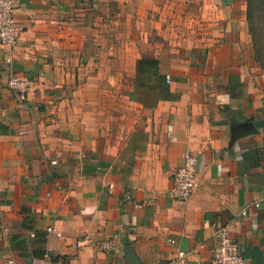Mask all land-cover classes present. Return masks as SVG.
I'll use <instances>...</instances> for the list:
<instances>
[{
	"label": "crops",
	"instance_id": "0c3cea01",
	"mask_svg": "<svg viewBox=\"0 0 264 264\" xmlns=\"http://www.w3.org/2000/svg\"><path fill=\"white\" fill-rule=\"evenodd\" d=\"M220 1L208 37L153 54L170 76L164 99L136 85L153 0H15L20 44L0 43V264H41L43 251L67 264H183L180 252L210 264L218 228L245 207L234 236L264 264L259 65L245 5ZM13 75L31 81L24 101ZM245 123L258 132L232 143ZM187 152L198 187L181 201L170 189Z\"/></svg>",
	"mask_w": 264,
	"mask_h": 264
},
{
	"label": "built area",
	"instance_id": "2783aa9c",
	"mask_svg": "<svg viewBox=\"0 0 264 264\" xmlns=\"http://www.w3.org/2000/svg\"><path fill=\"white\" fill-rule=\"evenodd\" d=\"M15 0H0V43L3 46L16 47L21 41V27L14 18ZM11 59L7 58V62ZM167 82H170V76L167 75ZM31 81L17 75H13L8 80V87L18 93L21 100L27 98V94L31 89ZM197 155L187 152L184 155V162L174 172V184L170 189L172 196L178 200L185 201L189 199L198 187L197 179ZM258 206V204H255ZM249 213L248 208H243L237 216H233L225 224L221 225L217 230L219 245L215 250L210 264H249L245 257L241 244L234 236L235 229L241 218ZM48 233H56L58 236L62 234L57 231L55 226H48ZM35 234H33L34 236ZM85 240L90 241V237L86 236ZM82 242H78L81 246ZM100 249L113 250L115 243L112 240H105L99 244ZM179 259L186 264V254L179 253ZM41 264H67L65 261L53 257L46 252L42 258ZM172 264V262L164 263Z\"/></svg>",
	"mask_w": 264,
	"mask_h": 264
},
{
	"label": "rangeland",
	"instance_id": "374dc122",
	"mask_svg": "<svg viewBox=\"0 0 264 264\" xmlns=\"http://www.w3.org/2000/svg\"><path fill=\"white\" fill-rule=\"evenodd\" d=\"M245 5L246 0H238ZM113 2V1H110ZM147 18L146 39L151 43V56L155 52L170 51V42L174 38H187L189 44L195 43L199 36L208 37L213 26L221 25L220 14L224 4L220 0H153ZM106 1L105 7L113 8ZM248 26V24H247ZM168 30V31H167ZM147 47V55L149 47ZM149 56V55H148ZM254 83L264 97V70L260 66L253 71Z\"/></svg>",
	"mask_w": 264,
	"mask_h": 264
},
{
	"label": "trees",
	"instance_id": "16d2710c",
	"mask_svg": "<svg viewBox=\"0 0 264 264\" xmlns=\"http://www.w3.org/2000/svg\"><path fill=\"white\" fill-rule=\"evenodd\" d=\"M246 19L252 41L254 60L264 70V0H246ZM159 60L143 55L137 62L138 78L136 85L158 91L160 98H172L166 76L159 70ZM258 152V150H257ZM46 252H42L43 257Z\"/></svg>",
	"mask_w": 264,
	"mask_h": 264
},
{
	"label": "water",
	"instance_id": "95a60500",
	"mask_svg": "<svg viewBox=\"0 0 264 264\" xmlns=\"http://www.w3.org/2000/svg\"><path fill=\"white\" fill-rule=\"evenodd\" d=\"M257 132H258V130H257V128H255V126L253 124H251V123L241 124V125L237 126L236 128H234V130L232 132V136H231L232 143H234L236 140H238L244 136L254 134ZM129 257H130L129 258L130 264H141L140 260L135 255H132Z\"/></svg>",
	"mask_w": 264,
	"mask_h": 264
}]
</instances>
